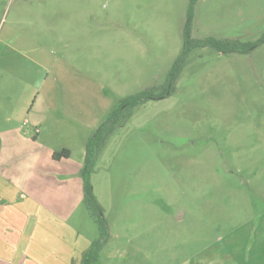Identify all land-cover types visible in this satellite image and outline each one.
I'll list each match as a JSON object with an SVG mask.
<instances>
[{
	"label": "rangeland",
	"instance_id": "obj_1",
	"mask_svg": "<svg viewBox=\"0 0 264 264\" xmlns=\"http://www.w3.org/2000/svg\"><path fill=\"white\" fill-rule=\"evenodd\" d=\"M187 26L194 40L249 50L194 45L179 61ZM60 57L80 76L60 92L76 97L90 81L104 98L96 125L130 95L169 77L174 87L125 106L92 173L110 232L99 264H263L247 238L264 212V0H0V238L11 242L29 215L27 236L53 235L35 228L46 213L62 246L82 255L99 238L83 202L93 127L61 107L31 118L34 63Z\"/></svg>",
	"mask_w": 264,
	"mask_h": 264
},
{
	"label": "crops",
	"instance_id": "obj_2",
	"mask_svg": "<svg viewBox=\"0 0 264 264\" xmlns=\"http://www.w3.org/2000/svg\"><path fill=\"white\" fill-rule=\"evenodd\" d=\"M11 64L13 65L14 63ZM34 64L41 68L42 77L35 83L36 85L39 84L38 87L41 91H38V93L41 92V95L37 99L35 98L36 101L30 107V109H35L31 113L32 123L41 124L51 110L61 107L69 115L74 114L75 116L83 117L87 121V124L92 125L91 127L93 128L91 130H95L98 125L93 123L95 117L94 103L95 100H104V98L100 97L99 99L98 91L94 88H92L93 90L90 89V81H83L84 85H82V89L79 90L76 97H74L73 92H70L72 96L69 97L66 90L60 92V84L64 87L68 86L70 89H73V85L79 84L78 79L80 76L77 75L76 67L73 63L63 62V59L60 57V61L58 60V62L56 60L54 63ZM91 84H93L92 80ZM38 87H35V89H38ZM31 216L29 215L28 219ZM28 219L25 220L23 226L20 228L18 236L11 238V242L9 239L0 238V248L2 243L5 242L12 245L9 255L3 256L0 254V264H81L83 254L80 255L78 249L74 253L73 248L69 250L68 246H62L63 242L61 241L65 238H63L64 236H55L54 232L50 230L52 223L47 221L49 217L46 213H44L43 217L40 216L34 221L35 228L44 229L47 233L49 232L53 235L34 236L30 234L27 236L26 231L31 226ZM13 227L11 225V232H15ZM54 227L56 229L55 232H59L62 235L64 229L70 226L68 222L62 221ZM240 233L238 236L233 237V246L235 244L239 245L243 241V236ZM250 239H252V246L249 248L250 258L264 261V212L256 217L255 222L249 228L247 242ZM22 243L25 244L23 248L21 247ZM238 249L240 250V246L236 247V252H239Z\"/></svg>",
	"mask_w": 264,
	"mask_h": 264
},
{
	"label": "trees",
	"instance_id": "obj_3",
	"mask_svg": "<svg viewBox=\"0 0 264 264\" xmlns=\"http://www.w3.org/2000/svg\"><path fill=\"white\" fill-rule=\"evenodd\" d=\"M211 44L220 51L229 52H247L249 46L239 40H219L215 38H204L194 40L191 37L190 27L187 26L184 33L183 49L178 57L182 61L189 53L194 45ZM180 63H176L175 68H179ZM166 86L149 87L145 90L130 95L121 101L120 107L113 109L109 117L101 122L94 130L93 134L86 141L85 165L82 169L84 182V199L83 202L89 213L95 218L99 228V238H97L92 246L86 250L82 256L81 264H99L100 252L107 243L110 236L109 225L107 219L103 215V208L94 194L91 182L92 173L102 154L104 147L107 145L110 137L116 129L123 124L121 117L125 116V106L130 109L151 99H160L168 96L173 91V82L171 77L168 78ZM128 116V114H127Z\"/></svg>",
	"mask_w": 264,
	"mask_h": 264
}]
</instances>
